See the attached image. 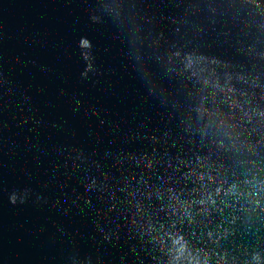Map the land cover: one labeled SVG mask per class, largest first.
I'll return each instance as SVG.
<instances>
[{"label":"water","instance_id":"95a60500","mask_svg":"<svg viewBox=\"0 0 264 264\" xmlns=\"http://www.w3.org/2000/svg\"><path fill=\"white\" fill-rule=\"evenodd\" d=\"M0 264H264V0H0Z\"/></svg>","mask_w":264,"mask_h":264}]
</instances>
